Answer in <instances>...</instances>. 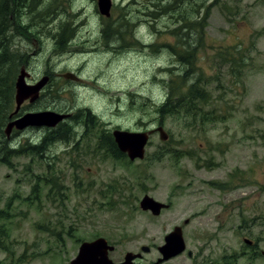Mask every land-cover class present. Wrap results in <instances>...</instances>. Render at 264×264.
<instances>
[{
    "label": "rangeland",
    "instance_id": "374dc122",
    "mask_svg": "<svg viewBox=\"0 0 264 264\" xmlns=\"http://www.w3.org/2000/svg\"><path fill=\"white\" fill-rule=\"evenodd\" d=\"M38 1L54 14L27 16L37 35L16 41L26 54L27 81L50 68L80 72L83 82L61 77L21 107L20 114L66 107L77 117L69 121L70 139L53 138L42 159L0 162V210L11 214L0 264H69L78 238L97 235L120 244L115 256L136 252L161 244L174 224L202 211L187 227L188 239L202 244L193 233L202 237L226 223L217 232L226 260L243 250L236 264H264V0H175L171 7L167 0H113L110 17L95 0ZM183 19L190 29L180 32ZM199 20L203 27H195ZM123 22L122 38L113 36V50H105L101 30ZM61 24L74 35L62 47L49 38ZM170 78L180 96L197 79L204 88L186 115L157 113ZM85 109L96 117L90 134ZM157 121L169 138L152 134L144 159H116L100 147L99 138L115 128L146 131ZM45 133L28 127L8 139L36 144ZM37 174L51 183L29 203ZM230 182L237 187L228 193ZM146 194L169 207L157 216L142 209ZM243 236L258 242L252 257Z\"/></svg>",
    "mask_w": 264,
    "mask_h": 264
},
{
    "label": "trees",
    "instance_id": "16d2710c",
    "mask_svg": "<svg viewBox=\"0 0 264 264\" xmlns=\"http://www.w3.org/2000/svg\"><path fill=\"white\" fill-rule=\"evenodd\" d=\"M167 1L170 2L168 4L169 7L175 2V0ZM38 3H40V1L36 2V0H0V162L9 166H11V160L15 157L35 155L42 159L43 152L50 143L46 141L45 138L36 144L31 143V141H26L18 144V146H13L5 135V126L10 120L9 116L15 108L16 79L21 66L26 60V54L18 51L19 49L16 47V41L18 37L28 38L37 35L34 28V25L37 24H32L30 20H26L27 16L47 18L54 14V12H51V8L48 9V4L46 5L42 3L38 6ZM179 21L181 22V19ZM204 23L205 22L199 20L196 22L195 27H203ZM183 24L188 25L186 19H183V23L179 26L178 30L180 32L188 31L190 29L188 26L190 25L184 26ZM123 26L124 22L119 25L116 24L114 26H109L108 30L112 31L114 36L121 39L122 33L125 31ZM59 30L61 36H63L68 32V27L65 24H61ZM186 35L187 33L185 36ZM188 64L190 63L188 62ZM169 71L171 72V69H169ZM189 74L190 71H186V75H182L181 77L187 79ZM167 87L168 92L158 105L157 109V113L160 112L161 116L164 117L174 116L179 114V112L186 115L188 112H191V103H194V106L196 107V99H204L205 91L200 85L198 79L190 84L185 93H182L181 96L177 92L178 86L174 84V79H169ZM182 98H185V100L182 101ZM88 122L89 124L87 125L88 129L86 132L90 134V131L96 126H94L95 121L93 117L90 118ZM159 123L162 124L161 121ZM68 132L69 127L62 123L56 127V129L52 130V133H54V136L57 138L64 136ZM102 136L99 138V143L101 144L100 147L106 148V152L111 155V157L120 159L127 156L118 148L111 133L104 136L105 138H102ZM28 171L31 172L30 167L28 168ZM36 178L31 193H29L30 196L25 198L26 201L31 198L36 199L39 196V193H41L42 185L51 183L50 180H45L39 174H37ZM28 202L31 203L33 200ZM10 217L11 214L8 210H0V220H2L0 223V236L5 231L4 227L6 220L10 219ZM0 247L5 250L8 249V246L5 245L4 240L1 238Z\"/></svg>",
    "mask_w": 264,
    "mask_h": 264
},
{
    "label": "water",
    "instance_id": "95a60500",
    "mask_svg": "<svg viewBox=\"0 0 264 264\" xmlns=\"http://www.w3.org/2000/svg\"><path fill=\"white\" fill-rule=\"evenodd\" d=\"M113 3V0H97L100 13L110 17ZM63 76L72 80L78 79L75 72H65ZM29 77L30 73L25 66H22L15 83V109L10 114V120L5 126V135L7 138L11 137L14 129L24 130L33 126L53 127L65 118L64 114L56 113L51 110L28 111L19 114L25 101L28 100L30 103H33L38 100L41 91L49 80L48 76H43L36 83H29L27 81ZM155 132H159L160 138L164 141L169 138V134L163 125L146 131H130L117 128L114 129L113 136L118 148L126 153L131 160H135L137 158H145L150 136ZM140 205L142 209L148 210L156 216L160 215L162 209L167 206L165 203L158 201L148 194L142 198ZM246 242L249 241L246 240ZM113 248L114 247L110 246L103 237L97 238L91 242H83L78 255L70 261V264H132L133 260L139 255V253L128 251L123 262L115 263L108 257V249L112 250ZM142 249L148 250L149 247L144 245ZM160 249L168 252L163 259L183 251L184 240L180 232L173 231L167 235L166 243L162 245Z\"/></svg>",
    "mask_w": 264,
    "mask_h": 264
},
{
    "label": "flooded vegetation",
    "instance_id": "af4514ba",
    "mask_svg": "<svg viewBox=\"0 0 264 264\" xmlns=\"http://www.w3.org/2000/svg\"><path fill=\"white\" fill-rule=\"evenodd\" d=\"M95 1L97 2V0H95ZM108 27L109 26H104L103 29L101 30V41L103 43V48L105 50L112 49V46H113L112 41H113L114 34L112 31L108 30ZM49 38L54 39L56 46L57 45L61 46L64 44L69 45L70 41L74 38V35H72V33L68 31L66 34L61 36V32L58 31L57 33H55L53 36H50ZM144 46H146V45H144ZM28 72L30 73V71H28ZM63 73L64 72L57 73L53 69L49 68L48 70H46L44 72L43 76L49 77V80L47 83L48 86L53 85L61 77L67 79L68 81H74V82L79 83V84H81V82H83V78L80 76L81 75L80 72H79V74H77V76H78L77 80H72V79L66 78V77L62 76ZM30 77H31V73H30ZM38 80H35V82H37ZM35 82H33V83H35ZM50 110L54 111L56 113L64 114L65 118L53 127H45L46 133L42 139L46 138V141L51 142V140L53 138H55L54 133H52V130L56 129V127H58L62 123L65 126L69 127V132H68L69 135H68V137L62 136L60 138H62L64 140H69L70 135L72 134V131H74V129H72V126L69 125L70 124L69 121H73L77 116L74 117L75 114L72 113L70 111V109H68L66 107L63 109L62 108H53ZM79 112H81V110ZM84 112H86V116L88 114H90L93 118H96L94 115H92L90 109H85ZM77 122H79V119L75 120V123H77ZM86 123H87V125L89 124L88 121H86ZM156 123L158 125H160L159 121H157ZM132 131H136V130H132ZM113 138H114V136H113ZM230 179L231 178H229V180ZM225 187H226V183L224 181V186L220 189L225 190V189H223ZM236 187H237L236 182L234 184H231V182H230L229 189L226 192L231 193L236 189ZM166 205L167 206L164 207V209L169 207V204H166ZM203 213H205V212L202 211V212L191 213L188 218L184 219V222L182 224H179V223L174 224L172 226L171 230H169L166 234H164L161 244L149 245L148 250H143L142 247L144 245H142V246H140V249L137 250L136 252L132 251L134 253H139V255L133 260L132 264H231L232 260H234V262L232 264H236L237 260H239V258H241L240 256L242 255V254L239 255V252L242 253L243 250L236 251L228 261V260H226L225 254H221L222 250L219 249L220 240H219V235L217 234V232H220L223 229V224L226 227V223H219L218 225H214V228H213L214 231L213 232L211 231V227H210L209 232L208 233L205 232L202 237L200 236V234H197L196 232L193 233V235L196 237V239H204L202 244L198 245L196 243V241L193 240V237L191 239L187 238V234H188L187 227L191 226V224L195 221V218L202 215ZM213 219L215 220L216 216ZM173 231H176V232L179 231L180 234L182 235L183 240H184V249H183V251H181L177 254H174V255L170 256L169 258L163 259V258H165V255L168 254V252L161 250L160 247L166 243V236L169 235L170 233H172ZM240 233H241V231L239 228V232L236 233V236L242 235ZM100 237L105 238L107 240L108 244L110 246L114 247L112 250L108 249V257L115 263L123 262L125 260V255L127 254L128 251H126V252L124 251V253L119 251L118 256H115V253L118 251V247L120 246V244L118 242L113 241L112 238H110L109 236H106V235H97L96 237H93L90 239L78 238V241L80 242V243L78 242L79 243V249H80L83 242H86V241L91 242V241H94ZM243 237H244V242L247 244V249L244 252L245 253L250 252L248 255H250L249 257H252L253 250L258 249V242H256L254 239L249 238L248 236H243ZM246 240H248L249 242H246ZM79 249H78L76 256L79 253ZM255 252H257V251H255ZM145 253L150 254L152 256L147 257V255Z\"/></svg>",
    "mask_w": 264,
    "mask_h": 264
},
{
    "label": "bare ground",
    "instance_id": "6f19581e",
    "mask_svg": "<svg viewBox=\"0 0 264 264\" xmlns=\"http://www.w3.org/2000/svg\"><path fill=\"white\" fill-rule=\"evenodd\" d=\"M152 13H154V12H152ZM152 13H151V14H152ZM155 15H156V13H155ZM87 116H88L89 118H92V116H91L90 114H89V115H87ZM90 121H91V120H90Z\"/></svg>",
    "mask_w": 264,
    "mask_h": 264
}]
</instances>
